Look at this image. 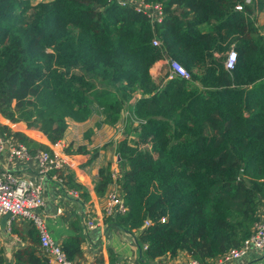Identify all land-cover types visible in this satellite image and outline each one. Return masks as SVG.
<instances>
[{
  "label": "trees",
  "instance_id": "16d2710c",
  "mask_svg": "<svg viewBox=\"0 0 264 264\" xmlns=\"http://www.w3.org/2000/svg\"><path fill=\"white\" fill-rule=\"evenodd\" d=\"M237 1L141 0L161 6L163 17L151 26L131 2L0 0L1 118L52 143L67 119L94 117L96 126L112 127L125 110L132 113L122 116L114 145L124 161L125 209L103 222L132 237L141 264H165L177 251L206 264L240 244L263 204L264 36L252 14L264 0L241 10ZM231 48L236 58L225 70L216 53ZM164 58L189 77L153 79L149 69ZM0 133L29 154L47 149L7 124L0 123ZM62 178L79 201L88 199L71 170ZM109 183L107 162L97 170L94 194L103 196ZM71 224L75 234L60 246L67 259L80 261L83 239ZM8 230L14 232L13 222ZM25 236L13 264H49L30 222Z\"/></svg>",
  "mask_w": 264,
  "mask_h": 264
},
{
  "label": "crops",
  "instance_id": "0c3cea01",
  "mask_svg": "<svg viewBox=\"0 0 264 264\" xmlns=\"http://www.w3.org/2000/svg\"><path fill=\"white\" fill-rule=\"evenodd\" d=\"M138 2L139 0H133ZM252 16L255 19V25L258 31L261 30L264 36V5L261 9H255ZM164 60L159 59L153 63L149 69V74L153 79H157L159 73L164 71ZM136 97V96H135ZM134 100L131 99L129 104ZM126 111V110H125ZM129 112V110H127ZM124 113V112H123ZM121 118L119 119L122 120ZM1 121L5 119L1 118ZM95 119L91 117L83 122H75L70 119L66 120V128L61 138L64 143V149L68 153L80 146L84 152L80 153H66L67 168L73 172L74 180L81 184L88 193V199L84 202L76 198L67 197L63 189L58 186L54 180L49 177L38 179L37 165L32 158L27 160H13L10 162L5 153L0 154V172L8 170L17 175L31 178L32 180H39L42 187L43 207L39 212L43 215L45 225L48 229L50 237L56 242L60 243L63 238L68 235L75 234L72 222H76L80 227V235L83 239L81 243L82 263H96V264H109L108 250L113 252L114 262L112 264H141L139 261V251L136 248L131 236L123 230L103 222L100 207L102 197H97L93 192V182L97 176V170L107 163L108 149L114 148L116 137V126L113 127H96L93 126ZM118 122V121H117ZM121 123V121H120ZM7 126L13 131H21L24 134H30V131H36L25 127L24 123L16 122L10 123L7 121ZM14 125V127H12ZM20 125V126H18ZM134 125V124H133ZM18 129V130H17ZM86 129H91L88 137H85ZM27 131V133H26ZM38 132V131H37ZM1 134V133H0ZM41 138H31L43 143H47L45 136L40 132ZM108 138L109 147L103 149L100 147L101 139ZM42 139V140H39ZM95 150V154L93 153ZM68 154V155H67ZM83 165V167H79ZM112 166L109 165V169ZM123 168V167H122ZM123 170L119 171L123 174ZM119 182V181H117ZM259 208L264 209V201ZM89 211L94 216V227L86 229L83 225V214ZM79 218V220H77ZM14 232H9L7 227L0 224V264H13V252L17 248H21L28 244L27 237L25 236L26 224L29 222L21 218H13ZM188 256L183 251H177L176 254L170 259H165V264H179ZM162 260L156 258L154 260ZM149 264V262H147ZM225 264H264V256L255 250H249L243 257L231 259Z\"/></svg>",
  "mask_w": 264,
  "mask_h": 264
},
{
  "label": "built area",
  "instance_id": "2783aa9c",
  "mask_svg": "<svg viewBox=\"0 0 264 264\" xmlns=\"http://www.w3.org/2000/svg\"><path fill=\"white\" fill-rule=\"evenodd\" d=\"M118 4L131 2L134 4L137 11H141L151 26L154 23L161 21L163 12L158 3L143 4L141 0L134 2L133 0H117ZM251 0H238L234 9L241 10L243 5L250 4ZM153 45L158 43L156 38L151 40ZM235 51L228 50L226 52L223 67L229 70L233 67L235 61ZM164 65L167 67V74L163 81L173 78L178 75L182 78H188V73L175 61L171 59L164 60ZM127 113L125 111L122 116ZM133 123H137V119L132 118ZM121 130V128H120ZM47 149L36 150L33 154H29L27 148L16 139L0 134V154L5 153L10 162L13 160H27L32 158L37 165L38 179L49 177L63 189L67 197H78V191L72 188H67L64 184L62 176L67 172L66 152L64 151V143L57 140L52 143H46ZM111 183L108 184L101 202V216H112L116 213H122L125 209L120 197V188L115 168L109 169ZM39 180H32L28 177L17 175L8 170L0 172V218L7 211L10 216L5 220L7 230L13 218H21L30 222L35 228L38 237V249L46 258L49 264H96L82 263L81 261H72L66 258L61 249L60 243L53 240L45 225L43 215L39 209L43 207L42 187ZM83 225L86 229L94 227V216L89 211L83 214ZM163 221V218L160 219ZM146 224V221L144 222ZM255 250L264 256V209L257 208L255 212V221L251 227L249 234L242 239L237 247L229 248L223 254L216 256L207 261L206 264H225L228 260L243 257L249 250ZM179 264H201L191 257H187Z\"/></svg>",
  "mask_w": 264,
  "mask_h": 264
},
{
  "label": "rangeland",
  "instance_id": "374dc122",
  "mask_svg": "<svg viewBox=\"0 0 264 264\" xmlns=\"http://www.w3.org/2000/svg\"><path fill=\"white\" fill-rule=\"evenodd\" d=\"M33 4L34 3H36V2H38V1H40V0H30ZM260 33H261V30L259 31ZM262 34V33H261ZM232 49V48H231ZM225 54H226V52H223V53H216V56H220L221 57V59H222V62L225 60ZM164 62V61H163ZM167 69V67H165V70ZM129 104V103H128ZM90 119V118H89ZM121 121V120H120ZM120 121H118V122H116L115 124H114V126H116V137H115V139L120 135V127H121V123H120ZM4 121H1V119H0V123H3ZM7 123V121H5V123L4 124H6ZM93 126H95L96 127V129H97V127L98 126H96L94 123H93ZM114 126H112L111 128L113 129V127ZM12 127H14V125L12 126ZM18 130V129H17ZM86 130H88V129H86ZM91 130V129H90ZM26 133H27V131H26ZM91 133V132H90ZM28 135H31V134H29V133H27ZM90 135V134H89ZM34 138V137H33ZM108 140V138H106V139H101L100 141H101V144H100V147H96V148H100V149H103V151L105 152V147H109V142L107 141ZM110 148V147H109ZM68 155V154H67ZM70 155V154H69ZM106 155H107V162L109 163V165L110 166H112V168H115L116 169V171H117V177H118V181H120V179H121V177H122V174H121V172H119V171H122V167H123V164H124V161H122V160H120L119 159V157H118V155L114 152V148H110V149H108V152H106Z\"/></svg>",
  "mask_w": 264,
  "mask_h": 264
},
{
  "label": "water",
  "instance_id": "95a60500",
  "mask_svg": "<svg viewBox=\"0 0 264 264\" xmlns=\"http://www.w3.org/2000/svg\"><path fill=\"white\" fill-rule=\"evenodd\" d=\"M9 216H10V213L8 211L6 213H4L3 216L0 218V224L4 225L5 224V220Z\"/></svg>",
  "mask_w": 264,
  "mask_h": 264
},
{
  "label": "clouds",
  "instance_id": "9594fccd",
  "mask_svg": "<svg viewBox=\"0 0 264 264\" xmlns=\"http://www.w3.org/2000/svg\"><path fill=\"white\" fill-rule=\"evenodd\" d=\"M251 2H252V0H251ZM246 5V4H245ZM248 5V4H247ZM242 9V8H241ZM225 57H226V54H225ZM235 58H236V54H235ZM163 60H167V58H164ZM223 63V62H222ZM164 67H166L165 65H164ZM159 74H163L164 75V77H165V75L167 74V69L165 70V68H164V71L163 72H161V73H159ZM163 82H161L160 84H162ZM132 238V237H131ZM133 240V239H132Z\"/></svg>",
  "mask_w": 264,
  "mask_h": 264
}]
</instances>
